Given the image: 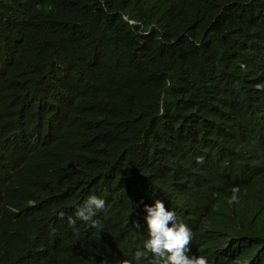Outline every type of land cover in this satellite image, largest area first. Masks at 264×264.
Returning <instances> with one entry per match:
<instances>
[{"label": "trees", "instance_id": "1", "mask_svg": "<svg viewBox=\"0 0 264 264\" xmlns=\"http://www.w3.org/2000/svg\"><path fill=\"white\" fill-rule=\"evenodd\" d=\"M152 199L220 264H264V0H0V264L139 247Z\"/></svg>", "mask_w": 264, "mask_h": 264}, {"label": "clouds", "instance_id": "2", "mask_svg": "<svg viewBox=\"0 0 264 264\" xmlns=\"http://www.w3.org/2000/svg\"><path fill=\"white\" fill-rule=\"evenodd\" d=\"M194 160L203 163V158L196 155ZM230 191L229 203H238L239 187L233 186ZM105 203L103 198L90 195L77 209L76 219L68 218L73 231H78L75 227L77 219L92 221V226L96 227L97 222L92 218L105 208ZM142 208L144 230H147L142 245L131 250L120 249L118 244L124 237V227L113 229L95 239V244L105 251V256L97 264H220L219 260L210 256L207 247L193 246V230L172 205L163 199H152L145 202Z\"/></svg>", "mask_w": 264, "mask_h": 264}]
</instances>
